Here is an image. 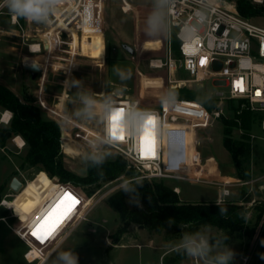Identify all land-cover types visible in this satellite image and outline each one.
I'll return each mask as SVG.
<instances>
[{"label": "built area", "instance_id": "built-area-1", "mask_svg": "<svg viewBox=\"0 0 264 264\" xmlns=\"http://www.w3.org/2000/svg\"><path fill=\"white\" fill-rule=\"evenodd\" d=\"M251 1L264 4V0ZM107 2L108 0H61L56 12L46 24L30 22L24 18H14L10 14L12 24L19 26V29L17 33L10 31L9 33L20 35L27 49L24 61L27 58L32 61L38 60L39 56L45 55L44 62L37 61L42 70H46L48 66L55 69L57 61L64 60L65 65H62V69L63 72H67L74 56L79 52V48L75 50L72 46L74 35H77L82 42L84 38L91 39L94 34L102 33ZM164 2L167 3L168 0ZM121 3L123 10L134 11L141 16L145 12L152 11V4L147 5L146 8L135 4L134 0H121ZM171 3L173 7L170 10L167 24L162 29L149 32L148 27L143 28L146 29L144 33L146 38L142 40L144 47L141 57L143 58L144 55L149 59L152 68L159 70L167 67L171 76L179 69L185 72L186 77L170 78L171 87L184 85L191 88L195 85H204L207 93L217 101L229 99L235 102L241 101L240 108H246L261 116H257L256 121L264 130V26L257 24L249 17L242 16L235 0L230 3L221 0H171ZM141 8L145 10L141 12ZM2 10L3 8H0V13ZM141 21L143 27L145 21L139 16V28H141ZM185 25H191L194 31L189 32ZM175 39L178 41L180 52L177 59L173 56ZM66 45L72 50L65 49ZM134 50L135 53L132 55L137 52L135 48ZM64 51L70 56L63 57L58 54ZM201 60L205 62L202 64ZM24 61L23 64H26ZM67 64L69 67L66 66ZM141 76L140 82H143ZM143 84L144 82L140 87L144 95L142 98L139 95V89L137 94H114L112 96L116 98L119 106L126 108L134 105L150 112L156 118L155 155L142 156L141 135L139 134L125 135L123 140L113 143L111 147L125 158L127 167L123 175L103 184L107 190H101L103 191L101 194L98 192L88 195L81 185L62 181L54 176L56 180L52 193L60 197V200L65 192H70L79 203L43 242L32 235L35 224L33 225L28 220H22L18 224H9L27 244L28 250L25 252V258L28 262L45 263L81 223L89 220L99 201L114 189L124 185L125 182L142 179L207 184L217 187L219 196L216 202L224 203L232 197L234 189L245 188L250 191L255 183L264 180V173L255 175L251 172V175L246 178L237 175H222L216 160L211 166L209 163L211 157H202L198 149L199 131L221 117V111L211 112L195 100L152 101L143 92ZM39 103L43 108L55 114V120L60 126L61 123L62 125L70 124L72 129L82 128L84 130L81 134L64 128L60 139L63 151L69 153L64 146L66 141L74 145H78L77 141H82L88 146L91 138L102 136L104 130L102 123H100L99 132L94 133L73 120L65 123L64 114L46 106L41 96H39ZM152 103L160 106L155 107ZM11 116L12 112L6 122L10 121ZM240 131L242 132L241 129ZM20 137L22 144L19 147L22 148L26 143L23 137ZM254 137L252 133L251 139ZM131 168L136 173L133 176ZM110 185L112 187L109 188ZM260 185L264 186V183ZM173 190L178 194L181 192L177 185L173 186ZM16 193L17 191L10 186V193L5 195L0 204L10 208ZM253 201H255L254 198L249 204ZM258 230L264 231V210ZM247 261L248 257H244L243 264H247Z\"/></svg>", "mask_w": 264, "mask_h": 264}, {"label": "rangeland", "instance_id": "rangeland-1", "mask_svg": "<svg viewBox=\"0 0 264 264\" xmlns=\"http://www.w3.org/2000/svg\"><path fill=\"white\" fill-rule=\"evenodd\" d=\"M221 1L225 3L232 2V0ZM134 3L147 8V5H153V0H134ZM258 5L264 8V4ZM141 9V12L145 10V8ZM150 12H145L141 16L137 12L123 10L121 0H108L105 12L106 19L102 33H99L104 39L106 48L104 61L78 53L74 56L72 65L70 69H67V72H63L62 65H65V61L61 60L57 61L55 69L48 66L46 70L43 69L35 75L33 71L26 69L25 64H23L27 49L22 43L20 35L5 33V29L11 26V16L7 9L3 8L0 13V84L11 88L21 99L31 100L41 106L37 96L38 91H40L39 84L43 81V87H41L43 89L42 98L46 106L58 112L60 111L64 115L67 114V116L72 117L71 120L94 133L99 132L100 123L83 121L79 118L78 109L82 107L80 101V94L82 93L93 94L99 100L107 95H132L138 93L139 89V95L142 98L144 95L140 87L144 82L143 92L152 101L186 100V98L173 97V95L180 93L177 92V89L190 87L182 85L174 88L171 87L169 82L171 77H186L185 72L179 69L171 76V72L167 70V67H164L159 69V73L158 69L150 66L149 59L144 55L143 58L141 57L143 54L142 48L144 47L142 40L146 38L144 36L146 29L143 28L147 27L146 21ZM139 16L146 22H144L143 27L142 21L140 22L141 28L138 27ZM250 19L264 26V12L252 16ZM16 28L19 29V26H16ZM72 46L74 47L73 42ZM129 46L136 49L135 55L127 50ZM65 49L72 50L67 45ZM173 52V56L177 59L178 56L174 48ZM58 54L63 57L70 56L66 51ZM39 57L42 58V62L46 60L45 55ZM32 62H29V64H32ZM66 66L69 67V64ZM117 69H130L131 78L127 81H121L116 74ZM140 76L143 77V82H140ZM72 80H79L81 82L80 87L72 86L70 83ZM209 88H211V84H209ZM190 89L201 95L207 93L204 85H195ZM152 105L155 107L160 106L155 103H152ZM218 106L221 116L231 115L226 101H218ZM41 108L44 116L55 119L56 116L53 112H49L42 106ZM6 110L8 109H3L0 106V128L9 123L3 121ZM209 111L212 112V110ZM257 116L261 117L260 115ZM64 128L73 133L83 134L84 131L82 128L72 129L70 124L62 125L61 123V130H64ZM240 132L239 129H235L234 135L237 136ZM251 132L255 137L251 139L252 161L250 166L257 171L254 173L255 175H261L264 173V130L261 128L260 123L256 121ZM16 136L13 135L8 139L6 147L0 148V202L8 192L10 193V185L15 177L24 184L21 191L15 194L10 208L0 204V264H37V262L31 263L26 260L25 252L28 250V246L9 224H18L22 220H28L36 227L47 216L52 207L58 203L60 197L52 193L54 183L45 182L43 169L23 165L26 145L22 148L19 147L15 142ZM76 143L78 144L74 145L76 152H72L73 146L69 141L66 143V151L69 153L63 151L62 148L60 152L68 169L79 175H84L87 172V163L81 159V156L88 151V146L82 141ZM198 144V149L203 158L214 157L219 162L222 175H237L238 172L234 167L231 154L223 144V124L220 117L215 119L210 126L199 131ZM99 147L101 151L105 150L104 145ZM107 151L110 153L107 159L121 156L111 146L107 148ZM130 170L133 171L132 176L136 174L133 168ZM160 181L147 180L149 183ZM261 182H264V180L255 183L252 190H245L240 196L239 193H236L229 199V201H238L237 203L247 210V225L248 227H256L255 233L248 234L244 231H237L231 237L226 238L224 236L225 230L216 226H209L213 234L226 238L224 243L234 250L233 264H243L244 257H248L247 264H264V260L262 261L264 259V233L258 230L260 220L257 222L256 218V215L260 212L257 206L264 207V186L260 185ZM163 183L172 188L175 185L179 186L181 192L178 195L184 201L213 202L217 201L219 196L217 187L207 184L164 180ZM105 187L101 185L94 192L89 193L82 186L88 195L98 192L101 194V192L107 190ZM110 194L99 201L89 220L81 223L56 251L68 249L75 251L78 255L79 264H164L165 259L160 257L164 251L161 248V243L164 244V249L167 250L179 239L181 233L179 231L164 229L161 232H156L137 224H131L118 243L127 245L117 246L110 253L107 251L108 246L114 244L112 237L122 224L119 214L109 205L108 197ZM253 198L255 201L249 204ZM128 202L130 206H133L131 199ZM151 238L153 241L149 242L148 240H151ZM43 264H46V262Z\"/></svg>", "mask_w": 264, "mask_h": 264}, {"label": "trees", "instance_id": "trees-1", "mask_svg": "<svg viewBox=\"0 0 264 264\" xmlns=\"http://www.w3.org/2000/svg\"><path fill=\"white\" fill-rule=\"evenodd\" d=\"M235 1L242 16L250 18L264 12L262 6L251 0ZM173 48L179 56L177 39L173 41ZM177 92L180 93L173 97L198 100L209 110H218V101L207 93L201 95L190 88L177 89ZM226 102L231 115L220 117L223 124V144L231 154L234 167L238 172L237 176L246 178L252 172L251 130L256 124L257 115L246 108H240L241 101L235 102L229 99ZM0 106L12 112L8 125L0 128V148L6 147L8 139L13 135L22 136L26 143L23 165L43 169L46 183H54L56 180L54 176H57L62 181L81 185L92 193L105 182L125 172L127 162L120 155L106 159L98 167L87 164V172L84 175L71 171L65 165L60 152L61 126L55 119L44 116L38 103L21 99L11 88L0 84ZM235 129H241L242 132L235 136ZM130 186L136 188V198H138V203H133V206H130L128 202L129 199L133 200V195L123 191L122 187L108 197L109 205L119 214L122 221L112 237L114 244L120 242L131 224L156 232L164 229L179 232L194 231L202 226H216L225 230L226 238L237 231L248 234L256 232V227L247 225V210L234 201L224 203L184 201L172 187L163 183V180L156 183H149L147 180L132 181ZM221 208L226 209L224 214H221ZM257 208L260 210L256 215L259 222L264 207L259 205ZM170 219L173 222L171 226L168 223ZM111 247L112 245H109L108 249Z\"/></svg>", "mask_w": 264, "mask_h": 264}, {"label": "clouds", "instance_id": "clouds-1", "mask_svg": "<svg viewBox=\"0 0 264 264\" xmlns=\"http://www.w3.org/2000/svg\"><path fill=\"white\" fill-rule=\"evenodd\" d=\"M61 0H0V8H6L14 18H24L35 23H48L52 15L56 12ZM173 7L171 0L167 3L164 0H153L152 11L147 17V27L149 32L152 29H162L168 21L169 13ZM189 32H193L191 25H185ZM116 74L121 81L131 78V70L117 69ZM71 85L79 88V80L70 81ZM82 107L78 109L79 118L83 121H96L103 124V134L100 137H93L89 141L88 151L81 156V159L91 167L102 165L110 153L107 148L118 139L113 138V129L117 134L141 135L146 128L155 132L156 118L148 111L139 109L137 106H119L115 97L105 96L103 99H96L93 94H80ZM122 109V111H118ZM150 117L155 118V123L150 121ZM72 117L64 115L63 120L69 123ZM105 146V150H100V145ZM125 192L133 195V203H138L136 198V188L131 187L129 182L122 185ZM221 214L226 209H220ZM173 224L172 220L168 221ZM224 239L213 234L209 226H202L194 231H181L179 239L174 244V250L192 261V264H233L235 252ZM46 264H79L78 255L73 250H58L48 257Z\"/></svg>", "mask_w": 264, "mask_h": 264}, {"label": "crops", "instance_id": "crops-1", "mask_svg": "<svg viewBox=\"0 0 264 264\" xmlns=\"http://www.w3.org/2000/svg\"><path fill=\"white\" fill-rule=\"evenodd\" d=\"M10 21H11V18H10ZM10 25L11 26L8 29H5V33H8L9 34V31L10 32L17 33L16 26L13 25L12 22H11ZM73 45H74L75 49L79 48V52L78 53L81 54V55H86V56H89V57H92V58H99L102 62L105 59L106 48H105L104 39H103V37H102L101 34H94L91 39L84 38L82 42L78 39V36L77 35H74ZM39 58H38V60L37 59L34 60L32 63H35L37 61L38 62H40V61L42 62V58L41 57H39ZM31 61H32V59L27 58V59H25L24 62L25 63H29V62L31 63ZM39 85H40V88H39L40 91H38L39 92L38 93V96H37L38 97V100H39V96L42 97V93H43V89L41 88V86L43 84L40 83ZM67 142L68 141H66L64 143L65 149H67V147H66V143ZM72 146H73V151L72 152H76V148L74 147V144H72ZM213 158L214 157H211L209 159V163H210L211 166L213 165V163H215V160H216L215 158L214 159ZM217 163H218V169L221 172L220 164H219L218 161H217ZM255 172H257V171H255V168L252 167V173L254 174ZM232 176H236V175H232ZM262 183H264V182H261V184ZM245 190H246L245 188L234 189L232 196H234L236 193L237 194L239 193V196H240L241 193L243 191H245ZM214 202H216V201H214ZM235 202L237 203L238 201H235ZM148 241L151 242L153 240L151 238V240L149 239ZM126 245L127 244H124V243H121V244H112V247L110 249L107 248L108 249L107 251L110 253L115 247H117V246H126ZM131 245H135V244H131ZM163 245L164 244L161 243V248L164 251L161 253V256L160 257H161V259H162V257L165 259L164 260V264H192V261L191 260L189 261V259L187 257L181 255L180 253H178V252H176L174 250V245L171 246V247H169L167 250L164 249V246ZM181 257H183V258L180 259Z\"/></svg>", "mask_w": 264, "mask_h": 264}, {"label": "snow or ice", "instance_id": "snow-or-ice-1", "mask_svg": "<svg viewBox=\"0 0 264 264\" xmlns=\"http://www.w3.org/2000/svg\"><path fill=\"white\" fill-rule=\"evenodd\" d=\"M205 61L201 60L203 64ZM122 111V109H118ZM150 121L155 123V118L150 117ZM113 138L123 140V134H117L116 129H113ZM141 154L144 157L155 155V132L148 128L141 134ZM79 203L76 197L70 193L65 192L63 197L55 204L49 211L47 216L44 217L41 223H39L33 230L32 235L37 240L43 242L48 236L52 234L55 228L60 222L71 212V210Z\"/></svg>", "mask_w": 264, "mask_h": 264}, {"label": "water", "instance_id": "water-1", "mask_svg": "<svg viewBox=\"0 0 264 264\" xmlns=\"http://www.w3.org/2000/svg\"><path fill=\"white\" fill-rule=\"evenodd\" d=\"M127 50L131 53V54H134L135 53V50L132 46H129L127 47ZM25 68L26 69H29L31 71H33V73L36 75L38 72L42 71V68L40 67V65L35 62V63H32V64H25ZM21 184V181L15 177L12 182H11V187L14 189V190H18L19 186Z\"/></svg>", "mask_w": 264, "mask_h": 264}, {"label": "bare ground", "instance_id": "bare-ground-1", "mask_svg": "<svg viewBox=\"0 0 264 264\" xmlns=\"http://www.w3.org/2000/svg\"><path fill=\"white\" fill-rule=\"evenodd\" d=\"M26 64H29V63H26ZM9 114H10V110H6V112L4 114L5 118H4L3 121H7L8 117H9ZM16 142H17L18 145H21L22 144V138L20 136H17L16 137ZM22 187H23V182H21V184H20V186H19V188L17 190V193L21 191Z\"/></svg>", "mask_w": 264, "mask_h": 264}]
</instances>
